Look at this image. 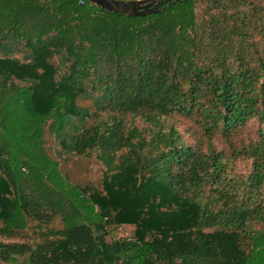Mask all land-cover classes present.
Returning a JSON list of instances; mask_svg holds the SVG:
<instances>
[{
	"label": "trees",
	"instance_id": "obj_1",
	"mask_svg": "<svg viewBox=\"0 0 264 264\" xmlns=\"http://www.w3.org/2000/svg\"><path fill=\"white\" fill-rule=\"evenodd\" d=\"M80 99L96 108L69 135ZM46 132L99 162L100 185L62 176ZM261 260L264 0L144 17L0 0V264Z\"/></svg>",
	"mask_w": 264,
	"mask_h": 264
},
{
	"label": "rangeland",
	"instance_id": "obj_2",
	"mask_svg": "<svg viewBox=\"0 0 264 264\" xmlns=\"http://www.w3.org/2000/svg\"><path fill=\"white\" fill-rule=\"evenodd\" d=\"M159 0H156L157 3ZM8 41V40H6ZM5 41V42H6ZM8 57L14 56V58H21L22 53L18 50H8L6 49L3 53ZM14 54V55H13ZM80 115L73 118L74 123L67 127L66 132L69 135H73L75 131L81 126V119L85 113L91 112L96 108V104L92 99H80ZM44 141V150L46 156L54 163L58 164V169L62 176H65L72 184L79 185L81 187L90 185V186H99L103 166L99 162L94 160L81 159L77 158L73 153H70L67 150L63 149V145L59 140L54 136L46 132L43 138ZM249 165L247 163L240 162L237 164V173L246 174L248 171ZM52 226L54 228L59 227V219L54 218ZM121 233L118 234L120 236ZM258 264H264V261L261 260Z\"/></svg>",
	"mask_w": 264,
	"mask_h": 264
},
{
	"label": "water",
	"instance_id": "obj_3",
	"mask_svg": "<svg viewBox=\"0 0 264 264\" xmlns=\"http://www.w3.org/2000/svg\"><path fill=\"white\" fill-rule=\"evenodd\" d=\"M91 4L108 12H116L127 15L144 17L147 15L156 14L166 7H170L176 3V0L167 4L169 0H87ZM167 4L166 6H164Z\"/></svg>",
	"mask_w": 264,
	"mask_h": 264
}]
</instances>
